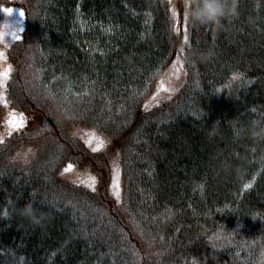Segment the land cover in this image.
I'll return each instance as SVG.
<instances>
[{
    "label": "trees",
    "instance_id": "1",
    "mask_svg": "<svg viewBox=\"0 0 264 264\" xmlns=\"http://www.w3.org/2000/svg\"><path fill=\"white\" fill-rule=\"evenodd\" d=\"M235 2L220 25L190 22L184 85L145 111L177 51L165 0H0L25 14L7 102L44 117L0 143V264H264V0ZM81 128L119 148L120 204Z\"/></svg>",
    "mask_w": 264,
    "mask_h": 264
},
{
    "label": "rangeland",
    "instance_id": "2",
    "mask_svg": "<svg viewBox=\"0 0 264 264\" xmlns=\"http://www.w3.org/2000/svg\"><path fill=\"white\" fill-rule=\"evenodd\" d=\"M165 4L172 25L173 37L178 44L177 51L171 65L160 74L152 89L149 90L143 106L145 111L172 100L179 93L187 77L186 48L189 44L191 21L186 15V9L189 0H165ZM10 8L13 12L9 14L3 11L4 7H0V143L5 142L15 133L36 132L44 121L40 111L30 114L16 113L10 108L6 99V86L12 71L8 62V51L17 41L21 40L25 19L22 8ZM78 130L74 131L77 138L91 150L103 153L107 157L112 175L110 193L114 201L120 204L123 200L124 173L119 148L111 138L95 129L81 128ZM30 155L31 150L27 148L20 151L15 156V160L25 163ZM60 176L64 181L90 191L96 189L101 179L93 169L73 165L64 166Z\"/></svg>",
    "mask_w": 264,
    "mask_h": 264
},
{
    "label": "clouds",
    "instance_id": "3",
    "mask_svg": "<svg viewBox=\"0 0 264 264\" xmlns=\"http://www.w3.org/2000/svg\"><path fill=\"white\" fill-rule=\"evenodd\" d=\"M186 15L194 25H220L223 20L237 15V6L235 0H189ZM255 134L264 136V130ZM18 211L22 217L39 222L37 210L31 203L24 204Z\"/></svg>",
    "mask_w": 264,
    "mask_h": 264
},
{
    "label": "snow or ice",
    "instance_id": "4",
    "mask_svg": "<svg viewBox=\"0 0 264 264\" xmlns=\"http://www.w3.org/2000/svg\"><path fill=\"white\" fill-rule=\"evenodd\" d=\"M3 11L10 14V13L13 12V9H11V8H5V9H3ZM21 15H23V13H21ZM185 19H186V17H185Z\"/></svg>",
    "mask_w": 264,
    "mask_h": 264
}]
</instances>
